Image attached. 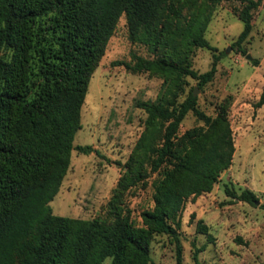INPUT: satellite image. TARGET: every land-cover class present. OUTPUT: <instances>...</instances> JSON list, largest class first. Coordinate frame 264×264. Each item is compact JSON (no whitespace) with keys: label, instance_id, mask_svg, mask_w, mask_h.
Returning a JSON list of instances; mask_svg holds the SVG:
<instances>
[{"label":"trees","instance_id":"16d2710c","mask_svg":"<svg viewBox=\"0 0 264 264\" xmlns=\"http://www.w3.org/2000/svg\"><path fill=\"white\" fill-rule=\"evenodd\" d=\"M221 0H0V264H148L154 232L178 240L181 214L189 198L211 190L232 159V131L220 108L210 118L197 96L184 89V76L198 87L212 79L221 57L205 36L212 6ZM243 22L234 43L250 34L253 10L262 0H240ZM129 37L153 56L132 54L121 60L132 72L163 78L153 100H139L144 128L122 165L107 201V216L81 218L56 214L49 204L58 192L73 148L89 153L90 144L74 145L89 77L104 54L120 16ZM195 47L213 50L211 66L192 67ZM264 103V87L257 102ZM208 127L178 135L188 111ZM155 179L154 205L134 224L125 203L127 191ZM226 195L255 204L247 187ZM264 206V204H263ZM197 230L206 231L199 219ZM195 246L193 258L200 264Z\"/></svg>","mask_w":264,"mask_h":264},{"label":"rangeland","instance_id":"374dc122","mask_svg":"<svg viewBox=\"0 0 264 264\" xmlns=\"http://www.w3.org/2000/svg\"><path fill=\"white\" fill-rule=\"evenodd\" d=\"M240 0H221L212 6L205 36L220 53L211 80L198 87L197 80L184 76L183 99L195 89L197 106L210 118L220 108L229 121L234 151L230 165L223 169L211 190L185 202L178 228L182 264H195V246L200 264H264V103L257 102L264 87V0L253 10L250 34L238 46L234 43L243 22L236 10ZM229 48V49H228ZM213 50L195 47L192 67L207 70ZM137 53L151 57L148 47L130 39L122 14L110 36L104 54L92 71L80 110V127L73 143L90 144L84 153L71 150L70 163L58 192L49 204L56 214L93 218L107 216V201L122 172V165L144 128L145 110L139 100L157 97L163 78L148 71L132 72L121 60ZM250 54V58L246 55ZM208 127L205 119L191 110L182 119L178 135L192 127ZM151 173L144 183L126 193L130 217L142 225L141 212L154 205L155 179ZM240 191L249 188L257 195L255 204L226 195L224 186ZM206 231L197 230V221ZM176 239L154 232L149 242L148 264H178ZM107 256L101 264H110Z\"/></svg>","mask_w":264,"mask_h":264},{"label":"water","instance_id":"95a60500","mask_svg":"<svg viewBox=\"0 0 264 264\" xmlns=\"http://www.w3.org/2000/svg\"><path fill=\"white\" fill-rule=\"evenodd\" d=\"M229 49V48H228ZM248 58H250L251 56H250V54L249 53H247V55H246ZM193 94H196V90L194 89L193 90ZM256 202H258V200L256 201Z\"/></svg>","mask_w":264,"mask_h":264}]
</instances>
